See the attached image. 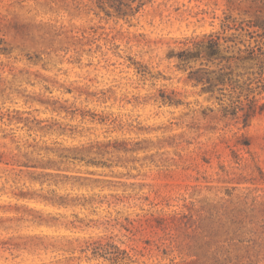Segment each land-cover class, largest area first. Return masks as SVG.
<instances>
[{"label": "rangeland", "instance_id": "obj_1", "mask_svg": "<svg viewBox=\"0 0 264 264\" xmlns=\"http://www.w3.org/2000/svg\"><path fill=\"white\" fill-rule=\"evenodd\" d=\"M125 3L0 0V264H264V0Z\"/></svg>", "mask_w": 264, "mask_h": 264}, {"label": "trees", "instance_id": "obj_2", "mask_svg": "<svg viewBox=\"0 0 264 264\" xmlns=\"http://www.w3.org/2000/svg\"><path fill=\"white\" fill-rule=\"evenodd\" d=\"M101 7H105L107 4H111V6H114L118 10H121L123 5L128 6V4L125 3V0H96ZM142 4L139 6L141 7ZM210 47H213V50H216L217 42L214 39H210L209 41ZM220 78V77H219ZM199 82L203 81L202 77H199L197 79ZM225 80L224 77H221V79H218V81H214L212 78H207V81L211 83L212 85H218L219 83H223ZM115 260L117 258H114Z\"/></svg>", "mask_w": 264, "mask_h": 264}]
</instances>
